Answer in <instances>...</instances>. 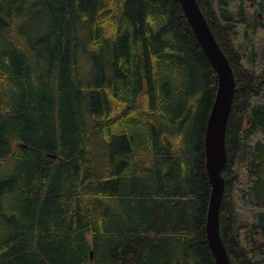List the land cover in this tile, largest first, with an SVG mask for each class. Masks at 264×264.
Segmentation results:
<instances>
[{"label": "trees", "instance_id": "obj_1", "mask_svg": "<svg viewBox=\"0 0 264 264\" xmlns=\"http://www.w3.org/2000/svg\"><path fill=\"white\" fill-rule=\"evenodd\" d=\"M197 1L236 81L221 235L264 264V0ZM217 86L179 0H0V264H217Z\"/></svg>", "mask_w": 264, "mask_h": 264}, {"label": "water", "instance_id": "obj_2", "mask_svg": "<svg viewBox=\"0 0 264 264\" xmlns=\"http://www.w3.org/2000/svg\"><path fill=\"white\" fill-rule=\"evenodd\" d=\"M179 1L199 44L218 76L217 92L207 120L204 140L206 167L212 185L206 232L217 264H232L221 235L220 208L225 192L222 171L228 160L226 131L236 92L235 75L198 1Z\"/></svg>", "mask_w": 264, "mask_h": 264}, {"label": "rangeland", "instance_id": "obj_3", "mask_svg": "<svg viewBox=\"0 0 264 264\" xmlns=\"http://www.w3.org/2000/svg\"><path fill=\"white\" fill-rule=\"evenodd\" d=\"M247 12L249 13L250 12V10L248 11L247 10ZM204 103V102H203ZM205 104V103H204ZM204 104H203V106H204ZM202 106V109L199 111V113L196 111L195 112V114H194V116H193V118H192V127H191V133L192 134H194V135H196L197 134V132H198V130H199V127H198V125H197V117L198 116H203V114H204V107ZM170 126V125H169ZM171 127V126H170ZM181 126H178V127H176L177 129L178 128H180ZM171 128H173V126L171 127ZM139 183V182H138ZM138 205V204H137ZM140 206H142V205H140ZM3 207V204H2V202H0V208H2ZM123 207H124V211L125 212H128L129 211V207H128V204H123ZM139 209V211H141L142 210V208H140V207H138ZM11 218L9 217V215L8 216H3L1 213H0V239H1V237H2V235H3V232L4 231H7L8 229H9V227H7V225H11L12 223L9 221ZM10 231V230H9Z\"/></svg>", "mask_w": 264, "mask_h": 264}, {"label": "flooded vegetation", "instance_id": "obj_4", "mask_svg": "<svg viewBox=\"0 0 264 264\" xmlns=\"http://www.w3.org/2000/svg\"><path fill=\"white\" fill-rule=\"evenodd\" d=\"M259 9L258 3L255 0H248V11L250 10V12L248 13L250 16H253V14ZM261 21H264V15L262 14V12H258Z\"/></svg>", "mask_w": 264, "mask_h": 264}]
</instances>
